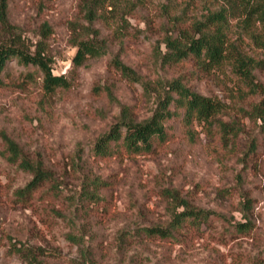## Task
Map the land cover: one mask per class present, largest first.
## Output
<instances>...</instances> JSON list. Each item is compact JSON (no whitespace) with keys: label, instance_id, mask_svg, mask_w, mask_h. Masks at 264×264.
Returning <instances> with one entry per match:
<instances>
[{"label":"rangeland","instance_id":"1","mask_svg":"<svg viewBox=\"0 0 264 264\" xmlns=\"http://www.w3.org/2000/svg\"><path fill=\"white\" fill-rule=\"evenodd\" d=\"M219 13L224 22H208ZM216 33L226 43L218 67L168 60L169 40ZM81 43L95 53L77 63ZM1 46L41 51L68 86L47 93L43 72L15 57L0 71V264H264L258 15L248 19L237 0H0ZM175 81L222 112L186 124L175 101L167 140L140 153L111 143L109 156L95 155L114 127L123 137L125 124L146 123L167 95L177 99ZM38 173L42 183L24 191ZM185 208L211 213L199 234L143 235Z\"/></svg>","mask_w":264,"mask_h":264},{"label":"trees","instance_id":"2","mask_svg":"<svg viewBox=\"0 0 264 264\" xmlns=\"http://www.w3.org/2000/svg\"><path fill=\"white\" fill-rule=\"evenodd\" d=\"M109 0H92L94 3L105 2ZM246 11V16L249 18L260 17L264 21V9H258L259 6H253V0H237ZM224 15L219 13L208 18V22H224ZM249 21V20H246ZM223 35L220 33L214 34L213 37L202 35L200 38L187 39L182 42L178 39L169 40L167 43L168 53L166 54L170 62L179 63L185 59L193 58L197 65L204 69H214L226 60V45ZM94 45L90 43H81L75 57V62H81L86 56L94 54ZM17 58L24 65L37 66L43 72V88L47 93L53 92L57 88H67L68 83L63 76H55L49 67L48 61L42 55L41 51L35 54H29L21 49L13 46L0 47V71L6 65L10 58ZM238 68L246 76L249 75L245 64L238 63ZM169 91L175 93L177 99L171 95H167L159 105L158 111L146 123L143 124H125V133L122 137L120 127H114L107 135L100 138L96 143L94 150L98 157H106L111 154L110 144L121 142L125 150L131 153H140L149 151L154 140L164 142L167 140L166 129L163 122L175 116L169 110L170 105L176 101V106L184 111V123L190 124L193 121L197 123L209 122L222 112L223 106L220 102L211 98L204 97L193 92L191 89L182 86L178 81L173 82ZM44 177L40 173L35 175L34 179L28 184L24 191H33L43 181ZM24 191L20 192V197L23 198ZM211 213L200 209L185 208L181 212L174 215L173 220L168 228L147 227L142 229L143 235L151 240H170L182 238L189 235L192 228L195 234H199L202 223L208 222ZM239 227L245 228V225Z\"/></svg>","mask_w":264,"mask_h":264}]
</instances>
